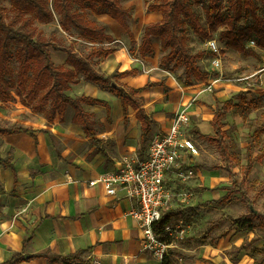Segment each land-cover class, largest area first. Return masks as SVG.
<instances>
[{
  "label": "rangeland",
  "instance_id": "1",
  "mask_svg": "<svg viewBox=\"0 0 264 264\" xmlns=\"http://www.w3.org/2000/svg\"><path fill=\"white\" fill-rule=\"evenodd\" d=\"M153 1L155 0H121L124 8H130L129 26L135 38L133 46L123 28L114 19L106 15H95L87 7L81 8L88 19L104 24L106 31L114 36V41L103 44L105 47L113 48L114 53L90 60L97 71L104 76H109L116 67L119 69L137 67L145 83L160 81L163 85L164 83L171 85L167 90L161 87L147 88L150 94L153 92L150 95L153 102L173 103V96L176 94V111L187 109L193 115L185 134L191 137L196 149L193 154L185 152L183 161L185 165L192 167L195 174L185 182L176 180V209L179 212L172 220L173 223L176 221V233L173 232V237L165 238L169 245L162 261H159L150 251L145 250L142 239H140L142 251L150 253L157 264H258L264 256V228L256 226L250 230H235L231 228V225L235 218L248 214L250 210L264 216V159L254 162L250 168H247L246 159L249 145H252L253 155L258 154L264 145V129L259 139L254 140L253 138L254 130L264 125V48H259L256 44L248 46L259 54V58H256L227 48L220 42L218 31L212 32L209 38L215 39L220 48L221 67L216 69L211 62L213 54L206 44L207 39H201L193 32L189 22H186L189 52L193 54L204 50L206 54L198 60V64L205 70L218 73L212 77H219L216 87L211 91L206 89L204 84L210 77L206 81H193L191 84H186L183 66L163 60L167 51L161 50L159 41L154 42L152 55L142 57L138 53L137 47L141 41L144 26L162 18L160 12L148 11V5ZM256 2L260 6L259 1L256 0ZM187 3L204 28L208 29L205 21L208 0H187ZM0 6L6 20L10 19L14 10L11 1L1 0ZM218 7L221 12L226 11L227 0H218ZM75 8L78 7L75 6ZM260 12L261 10L258 9L257 13ZM251 22L250 13H247L241 20L244 25H249ZM33 25L44 36H51L53 45H71L79 56L84 57L94 45H98V42L82 38L75 29L71 32H64L59 27L57 15H54V19L49 22L35 20ZM49 48L55 65L69 66L66 63L65 52L55 50L52 46ZM16 51L17 48L14 47L8 60V71L5 73V78L10 83L12 96L6 101L0 100V126L17 124L49 130L52 133L49 139L52 149L65 155L64 161L71 168L80 167L78 159L79 161L83 158L94 160L92 157L94 158L100 150L90 141V138L84 139L85 135L79 125L71 122L73 111L70 107L67 108L63 120L56 117L53 122L48 123L45 112L49 108V100L39 105V98L30 97L27 93V86L24 89L18 85L20 63ZM71 80L67 94L98 96V98L107 99L111 105L109 116L106 115L103 106L89 104L83 106L95 122L96 137L100 141L98 146H102L106 152L107 156L103 164L109 163V155L119 157L120 153L117 154V144L113 138L123 135V130L129 131L127 136L130 138L127 137L125 140L126 143L121 147V153L139 154L136 130L139 129L140 123H137L138 126L130 120L124 123L122 113L116 119L120 104L118 97L111 92L110 85H98L94 88L92 84H97L87 81L83 73H76ZM118 83L125 88L131 87L121 81ZM96 88L104 92L97 91ZM172 90L173 94H163ZM44 91L45 89H41L39 93ZM240 91L246 92L247 101L254 99L257 105L256 108L250 109L246 116H243L237 107ZM228 99L232 100L234 106L225 114L223 120L224 128L228 131L225 141L231 153V159L226 162L214 145L201 139L194 131L196 129L200 131L196 126L197 123L200 121L207 123L209 117L213 116L215 108ZM147 106L146 104L145 109L149 113ZM134 114V111L130 110V119H133ZM164 114L166 118H171V112H164ZM209 126L211 128V124ZM152 128L154 129V126ZM115 129L117 130L110 133ZM72 136H77V140H73ZM2 144L0 141V147ZM1 169L11 174L10 170ZM230 174L234 177L232 178ZM2 176L5 179V176ZM234 178L237 181L236 184L233 182ZM232 185L237 187L239 192L229 199L220 200L227 192L226 187ZM179 192H183V196H180ZM27 205L29 206V203ZM94 263L100 264L98 260Z\"/></svg>",
  "mask_w": 264,
  "mask_h": 264
},
{
  "label": "trees",
  "instance_id": "2",
  "mask_svg": "<svg viewBox=\"0 0 264 264\" xmlns=\"http://www.w3.org/2000/svg\"><path fill=\"white\" fill-rule=\"evenodd\" d=\"M10 1L14 7L10 19L6 20L0 6V100L6 101L12 96L10 83L5 78V73L8 71V60L11 57L12 49L16 47L17 59L20 63L18 85L24 89L27 86V93L30 94V97H38L39 105H43L49 100V108L45 112V118L48 122H52L56 117L63 120L67 108L70 107L73 111L72 123L79 125L88 136L95 134L93 128L95 122L90 118V113L84 109L83 104L104 106L109 114L108 102L89 95L81 94L73 97L66 93L70 89L72 77L76 73H83L87 81L102 86L110 85L111 92L120 100L125 123L128 122L129 110L136 111L135 116L140 122L139 155H143L151 138L154 121L145 109L141 108L143 99L140 93L147 88L161 86L163 83L148 81L141 87L125 88L118 81L127 76L136 75L138 69L132 68L123 71L115 69L109 76H104L97 71L90 60L94 57H106L112 54L114 49L105 47L103 44L114 41V36L106 31L104 24L88 19L81 10V8L87 7L95 15H106L114 19L123 28L131 46H133L135 38L129 26L130 8H124L121 0ZM258 1L260 6L256 0H227L226 11L221 12L218 7V0H208L205 19L208 29H205L197 15L189 7L187 0H155L148 5V11L160 12L162 18L144 26L141 41L137 47L138 53L142 57L152 55L154 42L159 41L161 50L167 51L163 60L174 62L177 66H183L186 84H191L193 81H206L218 73L205 70L198 64V60L206 54L204 50L193 54L189 52L186 22H189L193 32L201 39H209L212 32L218 31L220 42L227 48L259 58V54L247 45L250 40H253L257 47L264 48V0ZM258 9L261 10L260 13H257ZM247 13H250L252 22L249 25H244L241 20ZM54 15L58 16L59 27L64 32H71L75 29L82 38L91 42H98V45H94L84 57L79 56L71 45H53L52 37L44 36L33 25V22L35 20L49 22L54 19ZM50 46L66 53V63L69 66L54 64L51 59ZM164 88L168 89L167 86ZM41 89H45V91L39 93ZM238 96L240 100L237 107L243 116H246L250 109L257 107L254 99L247 101L246 92L240 91ZM233 106L232 100L228 99L221 106L215 108L210 120L213 134H203L197 129L194 131L201 139L214 145L226 162L231 159V153L225 141L228 131L224 128L223 120L225 114ZM263 129L264 125H260L254 130V140L259 139ZM20 132L35 137L36 130L17 124L0 126V135ZM93 141L97 140L93 139ZM252 150V145H249L246 151L247 168H250L254 162H260L264 159V145L256 155L252 154ZM10 160L11 156L0 157V164L11 168L15 177V168ZM184 167L186 166L184 165ZM231 177L233 178L234 175L232 174ZM233 182L234 184L237 183L235 178ZM226 189V194L220 200L229 199L233 194L239 192V189L233 185L226 187ZM177 210H170L163 216L158 223V231L174 219V216L179 212ZM256 226L264 228V216L250 210L248 214L235 218L231 228L250 230ZM22 257V255L14 256L9 262H18L24 258ZM34 257L46 258L49 262L71 264L78 260L79 253L67 256L51 254L30 256V258ZM258 264H264V256Z\"/></svg>",
  "mask_w": 264,
  "mask_h": 264
},
{
  "label": "crops",
  "instance_id": "3",
  "mask_svg": "<svg viewBox=\"0 0 264 264\" xmlns=\"http://www.w3.org/2000/svg\"><path fill=\"white\" fill-rule=\"evenodd\" d=\"M120 65L122 66L121 61ZM132 68L116 67L115 69L123 71ZM119 81L131 87H141L148 82L145 83L143 75L139 72ZM94 86L98 87V84H92V87ZM164 86L169 89L171 85L164 83ZM164 86L156 87L167 90ZM96 90L104 92L100 88ZM169 93L173 94V90L163 94ZM151 94L147 89L140 93L143 99L142 105L144 104L141 108L145 109L147 104L150 112L148 113L146 109L145 111L154 121L152 137L156 132L168 130L172 116L176 112V94L173 96V103L165 101L155 103L150 97ZM92 97L98 98V96ZM100 99L108 102L107 99ZM116 102L118 105L117 99ZM108 104L111 109L109 102ZM118 107L120 108L116 119L122 113L124 121L121 104ZM132 111L136 113L135 110ZM161 111L171 112V118H166ZM109 114L106 110V115ZM189 114L192 120L193 115ZM127 116L128 122L130 120L138 126L139 120L135 114L133 119H130L129 113ZM211 119L212 116L207 123L201 121L197 123L196 126L201 133L208 131L203 134H213L212 126L211 128L209 126ZM32 128L36 130L35 137L23 132L0 135V141L3 143L0 147V157L11 156L10 162L16 172L14 177L11 168L0 164V264H63L49 262L46 258H30V256L38 254L67 256L76 253H79V258L71 264H95V260L100 264H157L150 253L142 251L141 229L137 221L127 214L133 207V202L121 196L107 194L100 183L89 185V181L96 179L101 173L115 170L122 156L130 153H121L125 140L127 137L130 138L127 136L129 131L123 130V135L113 138L117 144V154L120 155L119 157L109 155V163L104 165L107 155L102 146H98L100 141L96 137L95 129L93 136H88L82 129L84 139L90 138L100 151L94 158L92 157L94 160L83 158L79 161L78 159L80 167L71 168L64 161L65 155L52 149L49 140L52 133L44 128ZM136 131L137 141L140 142V127ZM71 138L77 140V136ZM1 168L10 170L11 174ZM166 183L172 186L176 184L173 174L167 175ZM19 255L24 258L22 257L23 259L18 262H9L14 256Z\"/></svg>",
  "mask_w": 264,
  "mask_h": 264
},
{
  "label": "built area",
  "instance_id": "4",
  "mask_svg": "<svg viewBox=\"0 0 264 264\" xmlns=\"http://www.w3.org/2000/svg\"><path fill=\"white\" fill-rule=\"evenodd\" d=\"M206 41L213 54L211 62L219 69L221 58L218 43L212 38ZM247 45L254 46L255 42L250 40ZM218 81L219 77H210L204 83L206 89L211 91ZM190 122L187 109L176 111L168 130L153 134L143 155L135 152L124 155L115 170L105 171L89 181V185L102 184L109 195L121 196L133 202L127 214L137 221L141 229L143 248L159 261L164 258L169 245L165 238L173 237V232L176 233V221L169 222L160 231L157 228L163 216L176 209V184L172 186L166 183L167 175L171 173L175 180L185 182L195 174L192 167L183 161L185 152L193 154L196 149L191 137L185 134ZM178 194L183 196V192Z\"/></svg>",
  "mask_w": 264,
  "mask_h": 264
}]
</instances>
